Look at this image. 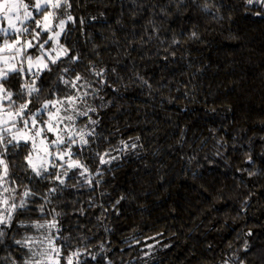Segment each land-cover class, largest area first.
Segmentation results:
<instances>
[{
    "label": "trees",
    "instance_id": "1",
    "mask_svg": "<svg viewBox=\"0 0 264 264\" xmlns=\"http://www.w3.org/2000/svg\"><path fill=\"white\" fill-rule=\"evenodd\" d=\"M71 4L77 71L94 65L112 85L100 93L93 147L138 145L117 153L98 188L60 196L64 234L77 247L87 237L97 254L84 264H145L144 252L147 264H264V9L246 0ZM5 244L0 257L19 256Z\"/></svg>",
    "mask_w": 264,
    "mask_h": 264
},
{
    "label": "snow or ice",
    "instance_id": "2",
    "mask_svg": "<svg viewBox=\"0 0 264 264\" xmlns=\"http://www.w3.org/2000/svg\"><path fill=\"white\" fill-rule=\"evenodd\" d=\"M246 5L264 9V0H246ZM71 8V0H0V245L7 246V239L19 252L0 257V264H84L86 254L96 260L87 237H78L77 247L76 238L64 234L60 196L68 188H98L104 172L111 170L105 166L121 158L113 153L138 146L121 140L104 151L93 147L101 137L92 114L104 107L93 101H103L100 93L112 85L94 65L87 70L95 80L77 71L81 57L66 43L72 31L68 25L76 23ZM42 184H47L43 191ZM151 256L144 252L141 259L147 264Z\"/></svg>",
    "mask_w": 264,
    "mask_h": 264
},
{
    "label": "rangeland",
    "instance_id": "3",
    "mask_svg": "<svg viewBox=\"0 0 264 264\" xmlns=\"http://www.w3.org/2000/svg\"><path fill=\"white\" fill-rule=\"evenodd\" d=\"M70 26H72L71 23L68 25V28H70ZM84 75L87 76L90 80H95V79H97V77L91 75L90 72H89V74H84ZM16 83H17V82L14 83V86H15ZM97 85H99V84H97ZM97 85H96V87H98ZM99 100H100V99H96V100L93 101V103L97 105V104L99 103V102H98ZM92 116H93L94 119H98L95 113L92 114ZM96 128H97V127H96ZM112 147H113V146H112ZM113 154H114V155H118L117 153H113ZM89 162H90V160L87 161V163H89ZM113 162H114V161H113ZM113 162H112V163H113ZM89 164H90V163H89ZM90 165H91V164H90Z\"/></svg>",
    "mask_w": 264,
    "mask_h": 264
}]
</instances>
